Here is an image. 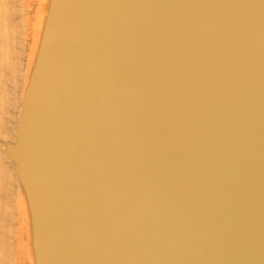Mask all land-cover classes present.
<instances>
[{
  "label": "water",
  "instance_id": "1",
  "mask_svg": "<svg viewBox=\"0 0 264 264\" xmlns=\"http://www.w3.org/2000/svg\"><path fill=\"white\" fill-rule=\"evenodd\" d=\"M14 142L29 264H264V0H46Z\"/></svg>",
  "mask_w": 264,
  "mask_h": 264
},
{
  "label": "rangeland",
  "instance_id": "2",
  "mask_svg": "<svg viewBox=\"0 0 264 264\" xmlns=\"http://www.w3.org/2000/svg\"><path fill=\"white\" fill-rule=\"evenodd\" d=\"M14 2H15V3H14ZM39 2H40L39 0H0V4L2 3V4L0 5V6H1V10H2V12L4 11L5 14H6V13L8 14V12H9L8 15H9L10 19L8 18V19L6 20V19H4V18H6V17H4V16H6L7 14L5 15L4 12L2 13L1 10H0V16H1V14L4 15V16L1 17V18L4 19V20L6 21V27H7L10 23L15 24V23H14L15 20L18 21V23L16 22L17 25L15 24V26H13V24H11V25H9V26L7 27V28H9V27L11 26L10 28H12V26H13V29H12L13 31H12L11 29H10V30L8 29L9 32H7V30H6L7 28L5 27V23H4L5 21H2V23H4V24H1L2 26H0V27L4 28L5 30L2 29V31H0V33L3 32V34L1 33L2 35H0V38L4 35V31H5V35H6V33H7L8 35L10 34V35L7 36V37L11 38L10 36H12V37L15 36L13 39H14V41H15V39H17V40L15 41V43L18 44V46H15L16 44L11 43V42H13V41L9 42L10 40H12V38H11V39H8V40H9V41H8L9 44H7V42L4 43V42L0 39V44H1V42H3L1 45H4V46H5V45L7 44V45H9L10 47L13 46V47H12L13 49H15V50H16V49L19 50L18 52H20V53L17 52V54L15 53V50H14V53H15V54H14V53H12V51H13V50H11L12 48L9 49V48H6L7 45L5 46V48L8 49L7 51L9 52V54L11 53V57H10V58H11L12 60L14 59V57L16 58V55L21 54V51L24 52V53H22L23 55L21 54L22 56H21V55H18L17 58H16V60L18 59V60L21 61L22 63H21V62H17V63H16V62H13V61H15V59L12 61V62L14 63V67L16 66V69H15V68L13 67V63H12L11 61H10V63H11L12 66L9 65V64H10L9 61H8V63L6 62V61H7V60H6V59H7L6 57H8V56H7L8 53L5 52V50H4L5 48H4V46H2V47L4 48V49H3V48L1 47V45H0V48H2V51H4V52L6 53V57H5V56H3L4 52H3V54H2V51H1L2 56L5 58V61L3 60V61H1V62L7 64V71H5L6 69L4 68V66H5L6 64H4V65L2 64V68H1V66H0V73L3 72V71H1V69L4 70L2 76L0 77V80H2V81L0 82V90L3 89L4 87H5V88L7 87L6 90L8 89V91H6V92H8V94H7L5 91H3L4 94L2 93V95H1V94H0V95L3 97V96L5 95V93L7 94V95L4 96V98L6 99V103L8 102V100H7L6 97L9 98V97H12L13 95L15 96V98H14V97H13V98H10L11 101H9L8 104H9L10 102H15V101L18 102V99H19V97H20V94L22 95L21 90L19 91L18 88H20V89L22 88V83H23L22 73H23L24 68H25V66H26V64H27V62H26V60H27V58H28V55H27V54H28V52H29V50H30V46H29V45H31L32 42H33V36H32V33H33V35H34V30H33L32 27H33V21H34V19H35L34 17H36V13H37V10H38V9H37V8H38L37 6L40 5ZM14 5H15V6H14ZM7 6L10 8V10H8L9 8L7 9ZM5 7H6V10H5ZM2 8H3V9H2ZM15 8H16V9H15ZM12 9L17 10V12L14 10V13H13V10H12ZM11 10H12V11H11ZM6 11H7V12H6ZM10 11H11V12H10ZM11 14H12V15H11ZM13 14L15 15L14 18H12ZM8 15H7V16H8ZM10 15H11V16H10ZM1 18H0V19H1ZM2 19H1V20H2ZM20 19H21V20L23 19V23L21 22ZM1 20H0V23H1ZM19 20H20V21H19ZM9 21H10V22H9ZM7 24H8V25H7ZM20 25H22V26H20ZM31 25H32V26H31ZM3 26H4V27H3ZM16 26H18V27H16ZM14 27H15V28H14ZM19 28H20V30H18ZM21 28H23V29H21ZM24 28H25V29H24ZM16 29H17L18 32H19V31H21V32L17 33ZM14 30H15V31H14ZM23 30H24V32H23ZM12 32H15L16 34H19V35L16 36L15 33H14V35H13ZM11 33H12V34H11ZM23 35H26V36H25L26 38L24 37L25 39L22 37ZM18 36H19V37H18ZM20 36H21V37H20ZM3 38H5V36H4ZM19 39H20V42L18 41ZM5 40L7 41L6 38L4 39V41H5ZM21 40H22V41L24 40L23 42H25V43H23ZM19 43H20L22 46H24V48H19V47H22ZM10 44H11V45H10ZM19 45H20V46H19ZM25 46H26V47H25ZM14 47H15V48H14ZM22 49H23V50H22ZM25 49H26V50H25ZM10 51H11V52H10ZM26 53H27V54H26ZM1 54H0V55H1ZM4 55H5V54H4ZM2 56H0V57H2ZM9 56H10V55H9ZM3 57H2V59H3ZM10 58H9V60H11ZM18 60H17V61H18ZM0 64H1V63H0ZM15 64H18V66L15 65ZM20 64H21V65H20ZM22 64H23V65H22ZM24 65H25V66H24ZM9 66H10L11 68L13 67V69H10ZM22 66H23V67H22ZM3 68H4V69H3ZM8 68L10 69L9 72H8ZM14 69H15V70H18V69H19V70H20V71L18 70L19 73H16L15 71H13ZM10 71H11V72H10ZM18 71H17V72H18ZM21 71H22V72H21ZM6 72H7V73H6ZM12 72H13V73H12ZM4 73L7 75V77L10 76V79L6 77L7 79H9V80L12 79L11 81H8V80L5 78V79L7 80V82H8V84H6V85H5L6 80H5L4 78H2V77H5ZM15 73L17 74V77L15 76V75H16ZM11 74H13V75H11ZM19 74H21V75H20L21 78H19ZM11 76H12V78H11ZM1 78H2V79H1ZM13 78H14V79L16 78L17 81L19 82V84L16 83V82H17L16 80L13 82V80H14ZM18 78H19V79H18ZM3 80H5V82H3ZM9 82H10V84H9ZM12 82H13L14 84H12ZM20 82H21V83H20ZM1 83L4 84V87H3V88H2L3 84H2V86H1ZM14 85H15V86H14ZM19 85H20V87H19ZM13 86H14V87H13ZM17 86H18V87H17ZM15 87H16V88H15ZM3 90H5V89H3ZM1 91H2V90H1ZM13 92H14L15 94H14ZM0 93H1V92H0ZM10 94H12V95H10ZM16 94H19V95L17 96ZM8 95H10V96H8ZM1 96H0V99H1ZM4 98H2V101H3V102H5V99H4ZM12 100H14V101H12ZM0 102H1V100H0ZM3 102H2V103H3ZM6 103H4V104H6ZM4 104H3V105L0 104V106L2 105L1 107H3L2 109H3V110L6 109V110H4V111H6V112H7V109H8V110L11 111V112H7V113H6V112H4L2 109H0V110H2V112L0 111L1 114H2V113H6L5 115H7V114L9 113V116H11V115H10V113H11L12 116H16V113H18V107L16 106L17 103H15V105H14V103H10L9 105H8V104H7V105H4ZM11 105H12V107H11ZM7 106H9V107H7ZM13 106H14V107H13ZM1 107H0V108H1ZM6 107H7V108H6ZM11 108H14V109H11ZM15 108H17V110H15ZM1 114H0V115H1ZM5 115H4V114L1 115L0 118L4 117L3 119H4V120L6 119V120L8 121V124L10 123V125H6L5 130H6V132L8 131L9 133H12V130H13V128H12L13 123H12V122H15V119H12V118H15V117H12V116H11V118H9V116L6 117ZM17 115H18V114H17ZM8 118H9V119H8ZM1 122H2V119H1ZM1 122H0V123H1ZM11 123H12V125H11ZM7 126H9V127H7ZM10 127H11V128H10ZM5 130H4V131H5ZM4 131H3V132H4ZM1 132H2V131H1ZM1 132H0V135H1ZM3 132H2V133H3ZM6 132H5V133H6ZM3 135H4V134H3ZM5 163H6V165H9V166H7L8 168H7V167L4 168L6 171H8V172H7L8 174L5 173V174H7L8 176H7V175H5L4 177H3L2 175H0V176H1L2 178H4V180L6 179V181H7V182H6L7 186L10 187V185H11L10 188L13 189L14 191H13V190L11 191V189H10V190L8 189L9 191L7 190L6 193H4L3 191H5V190H3L2 188L5 187V182H4V180L0 177V178H1L0 183H1V181L3 182V184H2V183L0 184V185H3V187L0 186V187H2L1 190H0V196H1L0 201H2L3 203H4V201H5V203H7V204H5V205H6V206H10V205H11V202H12V205H13V204H16L15 202H17V201L15 200V199H16L15 197H16L17 192H16V190H15L14 187H13V186H15V183H13V182H14V179H13L14 177H13L12 174H11V173H12L11 169H12V167H13V164H12L11 162H5ZM5 163H4V166H5ZM2 168H3V166H2ZM6 168H7V169H6ZM9 168H10V169H9ZM8 169H9V170H8ZM6 171H5V172H6ZM10 171H11V172H10ZM0 172H1V170H0ZM9 172H10V173H9ZM1 174H2V173H1ZM10 174H11V176H10ZM6 176H7L8 178H7ZM9 176H10L13 180H12ZM5 177H6V178H5ZM9 178L11 179V180H9V184H10V182H11L10 185L8 184V179H9ZM12 183H13V184H12ZM7 186H6V187H7ZM6 187H5V188H6ZM5 188H4V189H5ZM2 190H3V191H2ZM10 191L12 192V194L16 193V194H14V195H10L11 197L14 196V197H12V198L9 197V196H7V194H8ZM2 192H3V194H2ZM7 192H8V193H7ZM11 192H10V193H11ZM13 192H14V193H13ZM4 194H5V196H4ZM7 197H8V198H7ZM2 198H5V199L8 200V201H6V200L3 201ZM1 199H2V200H1ZM10 199H11V200H10ZM13 200H15V201H13ZM10 201H11V202H10ZM8 202H9V203H8ZM13 202H14V203H13ZM1 204H2V203H1ZM9 204H10V205H9ZM2 205H3V204H2ZM2 205H0V207H3ZM13 206H14V205H13ZM13 206H10L12 212L9 211V210H10L9 207H5V208H6V209L8 208V210H7V216H9L10 213H13V212H14V213L12 214V216L15 214V217H16V218H15L14 216H13V217H14V218H13V217L10 215V216L14 219V221H12L13 219L11 220L10 217H8V218L5 217V216H6V214H5V212H6L5 210H6V209H5V208H1L2 211L0 210V212H1V213H0V217H1L0 222H1V220H2V222H1V224H0V226H1L0 228H3V229L6 228V229H7V230H6V229H4V230H3V229H0V236L2 237V241L0 240V243H1V244H0V249H1V250H0V252H1V253H0V259H1V260H0V261H1L0 264H2V261H4L5 263H6V262L9 263V262H8L9 259H10V261H11L12 264H20V262H19L20 260H21V261L23 260V262H21L22 264H27V259H26V256H25V247H24V241H25L24 228L21 227V229H20V226H21V225H20V224H21V223H20V222H21L20 213H19V211H18V208H16L17 205L14 206V208H16V209L13 208L15 211H13V209H12ZM3 209H4V210H3ZM8 211H9V213H8ZM2 212L5 214V215L3 214V215H4V218H6V219H8V220L2 218V217H3ZM15 212H16V213H15ZM9 219H10V220H9ZM5 221H6V222H5ZM3 222H4V223H3ZM2 223H3L4 227H2V226H3ZM5 223H6V224H5ZM9 223H10V224H9ZM5 225H6V226H5ZM8 225H11L12 227H14V229H13V228H11L12 230L9 229L11 226H10L9 228H7ZM13 225H14V226H13ZM19 225H20V226H19ZM8 229H9V231L11 230V231H10L11 235L8 234V233H9V232H8ZM13 230H14V232H13ZM20 231H21L22 233H21ZM7 232H8V233H7ZM13 233H14V234H13ZM12 234H13V235H12ZM3 236H4V237H3ZM9 236H10V237H9ZM18 236H19V237L21 236V239L18 238ZM5 237L10 238L11 240L8 239V238L5 239ZM0 239H1V238H0ZM3 239H5V241H6V240H7V241L5 242ZM8 240H10L11 242L14 240V242H12V243H14V245H15L16 247H12V246H14V245L11 244V242L8 241ZM3 241H4V245L7 244L6 246L3 245V243H2ZM18 241L21 242L20 247L18 246V245H19ZM8 243H10L11 245L8 244ZM8 245H10V246L12 247V249L14 248L16 253H14V251H13L14 249L12 250L11 247H8ZM2 246H3L4 248L7 247V248H5V249H6V251L8 250V251H7L8 253H9V252H10V253L13 252L10 256L15 255V254H16V255H15V256H12V258H11V257L9 256L10 253L8 254V253L5 251V249H3ZM21 246H22L23 248H21ZM1 247H2V248H1ZM9 248H10V249H9ZM16 248H17V249H16ZM19 248H21V250H20ZM2 249H3V250H2ZM11 251H12V252H11ZM18 251H19V252H18ZM22 251L24 252V255L22 254V253H23ZM5 252H6V253H5ZM17 252H18V253H17ZM4 253H5L6 255H5ZM19 253L24 257L23 259H22L21 256H18ZM2 254H4V256H2ZM5 256H6V257H5ZM8 256H9V257H8ZM3 258H4V260H3ZM6 258H7V259H6ZM13 258H15V260H13ZM19 259H20V260H19ZM12 260H13L14 263L12 262ZM18 260H19V261H18ZM5 263H4V264H5ZM11 263H9V264H11Z\"/></svg>",
  "mask_w": 264,
  "mask_h": 264
},
{
  "label": "bare ground",
  "instance_id": "3",
  "mask_svg": "<svg viewBox=\"0 0 264 264\" xmlns=\"http://www.w3.org/2000/svg\"><path fill=\"white\" fill-rule=\"evenodd\" d=\"M39 1H40V2H39L40 5L37 6V7H38V8H37L38 10H37V13H36V17H34L35 19H34V21H33V27H32L33 30H34V35H33V33H32V36H33V42H32L31 45H29V46H30V50H29L28 54L26 53V54L28 55V58H27V60H26L27 64H26V66L24 65L25 68H24V71H23V73H22V79H23L22 88H21V89L18 88L19 91L21 90V93L23 92V89H24V86H25V80H26V78H27V74L29 73V70H30V68H31V64H32V61H33L34 55H35V53H36V48H37V43H38V39H39V35H40V31H41V26H42L41 24H42V18H43V14H42L41 12H42V9H45V8H46V5H45L46 0H39ZM14 3H15V2H14ZM1 4H2V3H1ZM1 4H0V5H1ZM14 6H15V5H14ZM8 8H9V7L7 6V9H8ZM2 9H3V8H2ZM15 9H16V8H15ZM15 9H12V10H13V13H14V10H15ZM0 10H1V6H0ZM5 10H6V7H5ZM8 10H10V8H9ZM12 10H11V11H12ZM11 11H10V12H11ZM15 11L17 12V10H15ZM1 12H2V10H1ZM3 12H4V11H3ZM3 12H2V13H3ZM6 12H7V11H6ZM4 14H5V12H4ZM6 14H7V13H6ZM6 14H5V15H6ZM8 14H9V12H8ZM8 14H7V15H8ZM7 15L4 16V15L1 14L0 18L4 16V17H6V18H4V19H6V20H7L8 18L10 19L9 15H8V16H7ZM11 15H12V14H11ZM11 15H10V16H11ZM14 16H15V15L13 14L12 18H14ZM1 19H2V18H1ZM1 19H0V20H1ZM4 19L1 20L0 26H2L1 24H4V23H5V27H6V21H5ZM20 20H21V19H20ZM20 20H19V21H20ZM2 21H5V22L2 23ZM9 22H10V21H9ZM16 22L18 23V21H17V20L14 21V23L17 25ZM21 22L23 23V19L21 20ZM11 24H13V23H10L9 25H11ZM15 24H13V26H15ZM7 25H8V24H7ZM9 25H8V26H9ZM8 26H7V27H8ZM13 26H12V28H10L11 26H10L9 28L6 27V28H7V29H6L7 32H9L10 29L12 30V29H13ZM20 26H22V25H20ZM31 26H32V25H31ZM3 27H4V26H3ZM16 27H18V26H16ZM14 28H15V27H14ZM2 29H4V28L0 27V31H2ZM8 29H9V30H8ZM21 29H23V28H21ZM24 29H25V28H24ZM4 30H5V29H4ZM18 30H20V28H19ZM12 31H13V30H12ZM14 31H15V30H14ZM16 31H17V29H16ZM19 32H21V31H19ZM19 32L17 31V33H19ZM23 32H24V30H23ZM1 33L3 34V32H1ZM1 33H0V35H2ZM12 33H13V35H14L15 32H12ZM12 33H11V34H12ZM15 34H16V33H15ZM9 35H10V34H9ZM9 35H8L7 33H6V35H5V31H4V35H3L0 39H1L4 43L7 42V44H9V42H11V41H13V42H11V43L16 44L15 41H16L17 39H15V41H14V39H13L15 36H14V37L10 36V37L12 38V40L9 41L8 39H11V38L7 37V36H9ZM17 35H19V34H16V36H17ZM4 36H5V38L7 39V41H6V40L4 41V39H5V38H3ZM25 36H26V35H23L22 37L24 38ZM18 37H19V36H18ZM20 37H21V36H20ZM25 38H26V37H25ZM25 38H24V39H25ZM8 41H9V42H8ZM18 41L20 42V39H19ZM21 41H22V40H21ZM23 41H24V40H23ZM23 41H22V42H23ZM3 42H1V44H2ZM23 43H25V42H23ZM1 44H0V45H1ZM7 44H6V45H7ZM19 44H20V43H19ZM6 45H5V46H6ZM10 45H11V44H10ZM20 45H21V44H20ZM20 45H19V46H20ZM2 46H4V45H1V47H2ZM5 46H4V48H5ZM15 46H18V44H16ZM21 46H22V45H21ZM12 47H13V46H12ZM12 47H10L9 45H7L6 48L11 49ZM25 47H26V46H25ZM2 48H3V47H2ZM2 48H0V54H1ZM4 48H3V49H4ZM6 48H5L4 50H5L6 53H8V55H7L8 57H6V53H5L4 51H2V54H3V52H4L5 55L3 54V56H5V57L7 58V59H6V60H7V61H6L7 63H8V61H9V63H10V61L12 62L14 59H15V61H13V62H16V63H17V62H21V61H19L18 59H17V60H18V61H17L16 58H17L18 55H21V54L24 53V52L21 51V54L16 55V58L14 57V59L12 60V59L10 58V57H11V53L9 54V52L7 51L8 49H6ZM14 48H15V47H14ZM19 48H24V46L19 47ZM11 50H13L12 53H14V50H15V49L12 48ZM22 50H23V49H22ZM25 50H26V49H25ZM18 51H19V50L16 49V50H15V53L17 54ZM10 52H11V51H10ZM15 53H14V54H15ZM18 53H20V52H18ZM2 54H1L0 56H2ZM9 55H10V56H9ZM22 55H23V54H22ZM22 55H21V56H22ZM3 56H2V57H3ZM2 57H0V63H1L0 66H1V68H2V64H3V65L6 64V63H2V62H1V61H3V60L5 61V58L3 57V59H2ZM9 58H10L11 60H9ZM13 62H12V63H13ZM21 63H22V62H21ZM9 65L12 66L11 63H10ZM15 65L18 66V64H15ZM20 65H21V64H20ZM22 65H23V64H22ZM10 66H9V67H10ZM13 67H14V63H13ZM13 67H12V68L10 67V69H13ZM22 67H23V66H22ZM4 68L6 69L5 71H7V64L4 66ZM4 68H3V69H4ZM14 68L16 69V66H15ZM10 69L8 68V72H9ZM15 69H14L13 71H15L16 73H19L20 70L18 69V70H19V71H18V70H15ZM1 71L4 72V70H2V69H1ZM17 71H18V72H17ZM3 72L0 73V77L2 76ZM10 72H11V71H10ZM21 72H22V71H21ZM6 73H7V72H6ZM12 73H13V72H12ZM16 73H15V74H16ZM4 75H5V77H2V78L5 79V78L7 77V75H6L5 73H4ZM11 75H13V74H11ZM20 75H21V74H19V78H21ZM15 76L17 77V74H16ZM2 78H1V79H2ZM7 78L10 79V76H8ZM7 78H6V79H7ZM11 78H12V76H11ZM19 78H18V79H19ZM6 79H5V80H6ZM9 79H7V80H8V81H11V80H12V79H11V80H9ZM13 79H14V78H13ZM5 80H3V82H5ZM7 80H6V82H5V85L8 84ZM15 80L17 81V79L15 78V79L13 80V82H14ZM1 81H2V80H0V82H1ZM13 82H12V84H14ZM16 83L19 84L18 81H17ZM20 83H21V82H20ZM2 84H3V83H1V86H2ZM9 84H10V82H9ZM14 86H15V85H14ZM14 86H13V87H14ZM3 87H4V84H3L2 88H3ZM17 87H18V86H17ZM19 87H20V85H19ZM6 88H7V87H6ZM6 88L4 87L3 89H5V90H3V89H1L2 91L0 90V92H1L0 94H1V95H2L3 91H5V92L8 91V89L6 90ZM15 88H16V87H15ZM6 93L8 94V92H6ZM6 93H5V95H7ZM13 93H14V92H13ZM3 94H4V93H3ZM14 94H15V93H14ZM1 95H0V96H1ZM5 95H4V96H5ZM10 95H12V94H10ZM10 95H8V96H10ZM16 95L18 96L19 94H16ZM4 96H3V97L1 96V99H0V100H1L0 104H2V105H3L4 103H6V99L4 98ZM13 97L15 98L14 95H13L12 97H9V98L6 97V98H7L8 102H9V101H11L10 98H13ZM21 97H22V95L20 94V97H19V99H18V102H17V101H15V102H10V103H14V105H15V103H17L16 106L18 107V111H19L20 106H21ZM2 98L5 99V102L2 101ZM12 101H14V100H12ZM2 102H3V103H2ZM8 102H7L6 104H4V105H7ZM10 103H9V104H10ZM9 104H8V105H9ZM2 105H1V106H2ZM1 106H0V107H1ZM7 107H9V106H7ZM7 107H6V108H7ZM11 107H12V105H11ZM13 107H14V106H13ZM2 108H3V107H1L0 109H2ZM11 109H14V108H11ZM2 110H3V109H2ZM2 110H0V111L2 112ZM4 110H6V109H4ZM4 110H3V111H4ZM15 110H17V108H15ZM1 112H0V114H1ZM4 112H6V111H4ZM7 112H11V111H9V110L7 109ZM7 112H6V113H7ZM6 113H2L1 115H3V114L5 115ZM17 114H18V113H16V116H12V114L10 113V115H11L12 117H15V118H12V119H15V122H12L13 125H12V123H11L12 128H13L12 133H9L8 131L6 132V130H5L6 125H10V123L8 124V121H7L6 119H5V120L3 119L4 117L0 118V122H1V119H2V122L0 123V132H1V131L3 132V131L5 130L3 133L1 132V135H0V140H1V141H10V142H14V141L16 140V137H15V135H14V129L17 127V122H18ZM1 115H0V116H1ZM5 116H6V117L9 116V113H8L7 115H5ZM11 116H9V118H11ZM9 118H8V119H9ZM7 127H9V126H7ZM10 128H11V127H10ZM5 132H6V133H5ZM3 134H4V135H3ZM5 162H11V163L13 164V167H12V169H11V171H12L11 174H12V176L14 177V178H13V179H14V182H13V183H15V186H13V187H14V189H15L16 192H17V194L13 192L14 194H16V197H15L16 199H15V200L17 201V202H15L16 204H13V205H14V206L17 205L16 208H18V211H19V213H20V217H21V222H20V223H21V224H20L21 226H20V225H19V226H20V229H21V227L24 228V233H25V235H26V227H25V226H27V222H26V221H27L26 205H25V203H24V199H23V197H22L21 194H20L19 183H18V179H17V170H16V168H15V162H14V160L10 157V155H9L4 149L0 148V170H1L0 175H2L3 177H4L5 175L8 174V173H7L8 171H6L4 168L7 167V166H9V165H6ZM4 163H5V166H4ZM2 166H3V168H2ZM7 168H8V167H7ZM7 168H6V169H7ZM9 169H10V168H9ZM9 169H8V170H9ZM5 171H6V172H5ZM11 171H10V172H11ZM10 172H9V173H10ZM1 173H2V174H1ZM5 173H7V174H5ZM11 174H10V176H11ZM7 176H8V175H7ZM7 176H6V177H7ZM10 176H9V177H10ZM0 177H1V176H0ZM6 177H5V178H6ZM1 178H2V177H1ZM1 178H0V180H1ZM7 178H8V177H7ZM10 178H11V177H10ZM10 178L8 179V184H9V180L12 179V178H11V179H10ZM2 179L4 180V178H2ZM13 179H12V180H13ZM4 182H5V187H6V186H7V184H6V182H7L6 179L4 180ZM1 183L3 184L2 181H1ZM1 183H0V184H1ZM13 183H12V184H13ZM10 184H11V182H10ZM10 184H9V185H10ZM0 186L3 187V185H0ZM2 187H0V190H1ZM5 187H4V188H5ZM10 187H11V185H10ZM10 187L7 186L5 189L2 188L3 190H5V191H3V190H2V191H3L4 193H6V191H7L8 189H9V190L11 189ZM9 190H8V191H9ZM12 190H13V189H11V191H12ZM11 191H10V192H11ZM13 191H14V190H13ZM3 192H2V194H3ZM10 192H9V193L7 192V193H8L7 196H9V197H11L10 195H14V194H12V192H11V193H10ZM4 196H5V194H4ZM12 197H14V196H12ZM12 197H11V198H12ZM0 198H1V196H0ZM7 198H8V197H7ZM2 199H3V201L6 200L5 198H2ZM2 199H1V200H2ZM10 200H11V199H10ZM15 200H13V201H15ZM6 201H8V200H6ZM10 202H11V201H10ZM1 203H2L3 205H2ZM8 203H9V202H8ZM13 203H14V202H13ZM5 204H7V203H5V201H4V203H3L2 201H0V205L3 206V207H0V210H1V208L9 207V208H10L9 211L12 212L11 207H10V206H13V205H12V202H11V205L9 204L10 206H6ZM14 206L12 207V209L14 208ZM16 208H14V209H16ZM5 209H6V208H5ZM14 209H13V211H15ZM3 210H4V209H3ZM7 210H8V208L5 210V211H6V212H5V214H6L5 217H6V218L10 217L11 220H12V219L15 217V214L13 215V216H14V217H13L12 214H13L14 212H13V213H10V215H11L13 218H12L10 215L7 216ZM1 211H2V210H1ZM9 211H8V213H9ZM0 213H1V212H0ZM15 213H16V212H15ZM3 214H4V213L2 212V215H3ZM5 214H4V215H5ZM4 215H3L2 218H4ZM6 218H4V219H6ZM15 218H16V217H15ZM0 219H1V217H0ZM6 220H8V219H6ZM9 220H10V219H9ZM12 221H14V219H13ZM1 222H2V220H1ZM1 222H0V224H1ZM5 222H6V221H5ZM3 223H4V222H3ZM3 223H2V225H3ZM5 224H6V223H5ZM9 224H10V223H9ZM5 226H6V225H5ZM10 226H11V225H8L7 228H9ZM13 226H14V225H13ZM0 227H1V226H0ZM2 227H4V225H3ZM11 228L14 229V227H12V226H11L9 229H11ZM0 229H3V228H0ZM4 229H6V228H4ZM4 229H3V230H4ZM9 229H8V232H9V233H8V232H7V233H8L9 235H11L10 231H11L12 229H11L10 231H9ZM6 230H7V229H6ZM13 232H14V230H13ZM20 232H21V231H20ZM21 233H22V232H21ZM13 234H14V233H13ZM13 234H12V235H13ZM3 237H4V236H3ZM9 237H10V236H9ZM0 238H1L0 240L2 241V237H1V236H0ZM6 238H8V237H5V239H6ZM18 238L21 239V236H20V237L18 236ZM5 239H3V240L5 241ZM8 239H10V238H8ZM10 240H11V239H10ZM10 240H8V241H10ZM4 241L2 242L3 245H4ZM6 241H7V240H6ZM6 241H5V242H6ZM10 242H11V241H10ZM12 242H14V240H13ZM12 242H11V244L14 245V243H12ZM18 243H19L18 246L20 247L21 242L18 241ZM0 244H1V243H0ZM8 244H10V243H8ZM11 244H10V245H11ZM6 245H7V244H5L4 246H6ZM10 245H8V247H11ZM2 247H3V246H2ZM2 247H1V248H2ZM12 247H16V246L14 245V246H12ZM12 247H11V249H12ZM24 247H25V241H24ZM5 248H7V247H5ZM5 248L3 247V249H5ZM21 248H23V247L21 246ZM21 248H19V249L21 250ZM3 249H2V250H3ZM9 249H10V248H9ZM13 249H14V248H13ZM13 249H12V250H13ZM16 249H17V248H16ZM0 250H1V249H0ZM5 251H6V249H5ZM7 251H8V250H7ZM7 251H6V252H7ZM13 251H14V253H16V252H15V249H14ZM6 252H5V253H6ZM11 252H12V251H11ZM18 252H19V251H18ZM18 252H17V253H18ZM22 252H23V251H22ZM0 253H1V252H0ZM5 253H4V254H5ZM7 253H8V252H7ZM9 253H10V252H9ZM9 253H8V254H9ZM12 253H13V252H12ZM12 253H10L9 256H10ZM4 254H2V256H4ZM22 254L24 255V252H23ZM5 255H6V254H5ZM15 255H16V254H15ZM15 255H12V256H15ZM9 256H8V257H9ZM12 256H10V257L12 258ZM18 256H21L22 259L24 258L20 253H19ZM25 256H26V259H27V264H29L26 247H25ZM5 257H6V256H5ZM6 259H7V258H6ZM0 260H1V259H0ZM3 260H4V258H3ZM13 260H15V258H13ZM13 260H12V262H13ZM19 260H20V259H19ZM19 260H18V261H19ZM0 262H1V261H0ZM8 262L11 263L10 259L8 260ZM19 262H20V264H22L21 262H23V260H22V261L20 260ZM4 263H5V262L2 261V264H4ZM9 263L6 262L5 264H9ZM13 263H14V262H13ZM11 264H12V263H11Z\"/></svg>",
  "mask_w": 264,
  "mask_h": 264
}]
</instances>
